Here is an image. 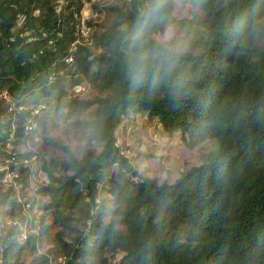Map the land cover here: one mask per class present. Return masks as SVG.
Wrapping results in <instances>:
<instances>
[{"label":"trees","instance_id":"trees-1","mask_svg":"<svg viewBox=\"0 0 264 264\" xmlns=\"http://www.w3.org/2000/svg\"><path fill=\"white\" fill-rule=\"evenodd\" d=\"M117 1L86 42L79 0H0V88L22 106L0 107L1 159L16 156L8 137L27 139L24 118L42 121L35 107L51 96L82 140L77 156L44 138L64 157L36 154L29 172L47 179L23 218L38 232L0 234V264L51 240L45 216L60 227L63 264H264V0ZM82 82L98 93L70 95ZM127 112L155 117L187 148L211 139L214 152L173 180L145 176L115 136ZM11 193L0 194V218L22 213Z\"/></svg>","mask_w":264,"mask_h":264},{"label":"rangeland","instance_id":"rangeland-1","mask_svg":"<svg viewBox=\"0 0 264 264\" xmlns=\"http://www.w3.org/2000/svg\"><path fill=\"white\" fill-rule=\"evenodd\" d=\"M56 1L58 8L63 0ZM120 2L117 0H95L80 9L79 15L84 22L90 23L84 41L87 42L92 30L110 25L112 15L105 8L120 4ZM175 11L180 14L183 12V8L177 5ZM91 51L92 53L96 52L95 49ZM69 92L70 95L79 99H88L98 93L96 88L83 82L73 86ZM62 101L63 99L60 102ZM54 102V96L43 98L40 104L35 107L38 114L44 113V119L39 122L40 124L30 115L24 118V132H28L29 135L27 139L23 140L10 135L4 145L6 152H11L12 156L13 154L16 156L9 158L7 163L0 157V168L4 166L12 174L7 181L3 180V174L0 175V194L6 191L11 193L12 190L11 198L15 197L20 202L26 203L21 209L22 213L15 210L13 215L0 218V234L2 237L8 231H18L19 235L16 239L22 241L24 236L34 235L38 232L36 219L33 222H26L23 218L31 199L37 195L36 190L47 184V179L41 170H37L35 174L29 172L37 168L35 163L36 154L41 155L44 159L64 157V154L47 147L44 144V138L60 140L75 155L79 156L80 154L82 140L78 134L69 130L66 121L59 116L58 112L64 111V109H52ZM0 107L6 108V105L0 101ZM120 118L115 136L118 142H123L127 146L124 154L131 160V163L136 164L142 174L158 181L175 179L182 170L206 162L214 152L215 144L213 140L207 139L193 148H187L179 140L175 131L171 135H167L162 131L156 118H149L144 112H127ZM13 141L16 142L14 145L12 144ZM72 144L76 145L74 151L69 147ZM96 149L98 148L96 147ZM20 166H25L29 170H27L26 180L28 182L25 187H21L24 174L19 170ZM45 223L52 226L50 230L51 240L36 245L35 251L31 254H25L22 264H63V259L57 254V248L52 241L54 234L60 230V227L52 223L51 216H45ZM119 256L120 254L115 255L114 259L119 258Z\"/></svg>","mask_w":264,"mask_h":264},{"label":"built area","instance_id":"built-area-1","mask_svg":"<svg viewBox=\"0 0 264 264\" xmlns=\"http://www.w3.org/2000/svg\"><path fill=\"white\" fill-rule=\"evenodd\" d=\"M81 2V5L83 7L88 6L90 3L94 2L95 0H79ZM78 33L79 36L83 39L86 40V38L84 37L87 33V29L88 27L86 26L84 20L82 19V17L80 16V18L78 19ZM76 43H79L78 40H75L71 46H70V51H72L74 49V45ZM70 57H68L67 59H65L66 61H70ZM0 101L2 103H4L6 105V108L8 111H13V110H20L22 106H15L14 101L12 96L9 94V92L5 89V88H0ZM9 159H5L4 162L7 163ZM1 170H3V180L7 181L11 178L12 174L11 172L5 168L4 166L0 168Z\"/></svg>","mask_w":264,"mask_h":264},{"label":"clouds","instance_id":"clouds-1","mask_svg":"<svg viewBox=\"0 0 264 264\" xmlns=\"http://www.w3.org/2000/svg\"><path fill=\"white\" fill-rule=\"evenodd\" d=\"M69 147H70V149H71V150H73V151H74V150H75V148H76V145H75V144H72V145H70Z\"/></svg>","mask_w":264,"mask_h":264}]
</instances>
